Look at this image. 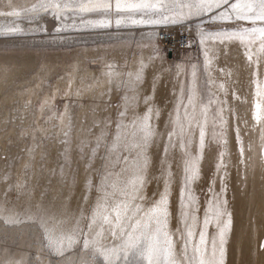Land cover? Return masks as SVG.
<instances>
[{
  "label": "bare ground",
  "instance_id": "6f19581e",
  "mask_svg": "<svg viewBox=\"0 0 264 264\" xmlns=\"http://www.w3.org/2000/svg\"><path fill=\"white\" fill-rule=\"evenodd\" d=\"M111 2L110 11L80 12L78 5L88 0H0V13H20L0 14V264H105L95 255V249L110 248L112 243L96 235L99 225L95 231L87 227L99 195L105 153L97 150L93 155L91 149L102 132L114 137L117 130L109 121L128 124L119 112H126L131 119L142 116L147 107L153 109L149 123L155 135L147 147L142 194L150 206L166 193L164 231L172 237L174 250L180 253L187 242L189 258L197 244L210 254L215 238L219 259L220 228L230 219L224 236L223 264H264V118H255L258 103L264 112V98L257 96L264 90V53L256 51L259 42L250 46V62L245 55L249 46L238 39L206 38L201 43L202 36L209 33L238 32L245 21L217 20L220 27L194 28L205 82L212 81L206 91L212 94L207 93L214 103L205 115L199 103L198 58L188 60L193 54L191 47L170 58L158 39L162 29L155 25V29L151 24L145 30L113 31L114 39L71 51L59 48V43L72 39L63 35L73 33L66 30L65 20L84 19L90 27L116 30L148 24L133 20L162 17L178 23L163 29L185 30L191 35L188 21L197 16L185 6L196 0H149L158 7L119 14L114 10V0ZM57 4L60 7L54 6ZM218 11L223 8L213 10ZM36 18L47 31L56 20V27L61 28L54 33L59 36L38 39V46L33 44L35 39L21 38L30 35L31 27H38ZM226 21L236 26L221 27ZM253 26H264V22ZM13 27L20 30L5 32ZM110 71L116 75L106 76ZM109 80L111 83H106ZM190 86L196 87L198 101L195 108H188V114L195 116L191 124L184 118L185 109L178 107L188 103ZM209 96L202 98L204 105ZM181 122L189 129L183 134ZM200 126L205 132L202 148ZM169 132L175 134L170 138ZM180 135L190 141L187 149L179 147ZM194 157H198V175L187 183L186 161ZM189 195L195 208V220H187L192 225L190 238L182 215V201L187 204ZM217 198L225 214L219 226L215 219L205 225V214L213 215ZM201 230L205 232L203 244ZM80 232L89 233L87 249ZM159 239L163 245L164 236ZM41 240L58 255L57 261L41 254ZM30 246L38 255L36 263L29 259ZM88 251L94 256L90 260ZM134 264L147 262L139 258Z\"/></svg>",
  "mask_w": 264,
  "mask_h": 264
},
{
  "label": "snow or ice",
  "instance_id": "6c2138e0",
  "mask_svg": "<svg viewBox=\"0 0 264 264\" xmlns=\"http://www.w3.org/2000/svg\"><path fill=\"white\" fill-rule=\"evenodd\" d=\"M49 6L53 5L50 4ZM54 6L60 7L58 4ZM185 6L192 9V14L194 15H200L202 12L211 14V21L235 19L236 21H250L253 25L258 21L264 22V0H236L235 3H232L231 0H196L195 3ZM157 7L156 3H151L149 0H139V2L114 0V10L117 14L125 11L154 10ZM34 8L35 6H33ZM221 8H223V11L213 12L214 9L219 10ZM29 10L24 9V11ZM78 10L80 12L110 11L113 10V3L111 0H96V2L88 0V3L79 4ZM0 14L19 16L20 13L13 10L10 13ZM132 22L159 23L160 21L133 20ZM117 23L119 24L120 21L118 20ZM19 30V28L13 27L5 29V32H18ZM206 38L221 39L222 41L238 39L241 43L249 46L245 51V55L250 62L253 59L250 48L252 44L258 41L259 48L256 51L257 53H264V26L242 27L238 32L209 33L208 37L202 36L201 43ZM105 75L112 77L116 74L110 71L105 73ZM193 75L195 76V73ZM136 79H140L138 73ZM106 83H111V81H106ZM211 83V80L206 81V87ZM220 87L223 88V85ZM257 96L264 98V90L258 91ZM187 101V104H182L178 107L185 109L184 118L191 124L195 116L188 114V108H195L198 102L195 86L189 87ZM199 103L203 105L202 112L206 115L208 107L214 103V100L209 98L208 103L204 105L201 97ZM43 106L47 107V104L45 103ZM256 109L255 118L259 121L264 118V112L261 111L259 103L256 105ZM152 113L153 109L147 107V112L142 116H134V118L129 119L126 112H119L121 119H128V124L109 121V123L114 124L117 130L114 137L102 132L101 136L96 138L95 147L91 149L93 155L97 153V150L104 151L105 155L103 157L104 166L101 169L103 175L98 186L99 195L92 211L91 221L87 224V227L95 231L96 226L99 225L100 230L96 232V235L101 236L104 241L112 243L110 248L103 246L96 248L95 255L102 258L105 264H120L122 260L127 261L129 259V254L134 257L138 256L141 260L146 261L147 264H161V258H163L164 264H223L224 236L225 230L230 225V219L223 221V227L220 228L219 259H217L215 238L212 240V251L210 254L206 249L202 251L200 245L197 244L193 246V256L189 258L187 255V242L184 245V249L177 253L174 250L172 237L164 231L168 216L166 193L162 194L160 199L150 206L146 197L142 194V189L145 185L144 172L147 166V147L155 135V130L149 123ZM129 125H131V128H129ZM180 130L181 134L189 131V129L184 128L182 122L180 123ZM174 134L173 132L168 133L170 138ZM199 137L202 148L205 137L203 126L199 127ZM177 143L180 148L187 149L190 141L180 135ZM196 159L198 157L186 161L185 171L189 173L186 177L187 183L196 179L198 175L195 164ZM187 199V204L182 201V207L184 208L182 215L185 218L187 236L190 238L193 231L192 225L188 224L187 220L189 218L193 221L195 220V208L194 198L189 195ZM224 214L217 198L215 203H213V215L209 216L206 213L204 224L208 225L215 219L217 226H219L221 216ZM77 225H79V221ZM80 235L84 237V247L87 249L90 244L89 233L80 232ZM161 235L164 236L163 245L159 239ZM184 235L181 232V238ZM199 237L200 243L203 244L205 242V232L203 230L200 231ZM92 243L94 244L95 241Z\"/></svg>",
  "mask_w": 264,
  "mask_h": 264
},
{
  "label": "rangeland",
  "instance_id": "374dc122",
  "mask_svg": "<svg viewBox=\"0 0 264 264\" xmlns=\"http://www.w3.org/2000/svg\"><path fill=\"white\" fill-rule=\"evenodd\" d=\"M210 15L211 14H209V13H203V14H200V15H197V16H195V17H191L192 19H190L189 21H188V23L190 24V27L192 28V31H191V37H192V44H191V48H190V51H193V54H191V56L190 57H188L189 59L188 60H191V58L193 59H195V60H197V58H198V68H199V71H198V77H201V80H200V78H198V82H199V84H200V93H201V96H202V98L203 99H206V98H208V96L210 95L211 97H212V94H210L209 92H207L206 91V88L207 87H205L206 85H205V77H204V72H203V69L201 68L202 66H201V64H200V60H201V53L199 52L200 51V47H198L199 46V43H198V41H197V37H196V34H194V28L197 26V25H199V27H200V29L201 30H203V29H214V28H217V27H220V25L219 24H217L218 23V21L220 22V21H222V20H218V21H211L210 20ZM76 17H79V16H76ZM78 18H75V20H65V22L63 23V24H65L66 22H67V24H65V26H66V30H73V33L72 32H68V33H63V35L64 36H72L71 38V40H69V42H61V43H59L58 44V46H59V48L61 49V50H66V51H71V50H73L74 48H76V47H79V46H83V45H87V46H89V45H92V43H94V42H97V43H100V42H102L104 39H114V38H116V36L113 34L114 32H117V31H123V30H126V31H133V30H140V29H142L143 28V30H145V29H149V28H151V24L153 25L152 26V29H155V26H156V29H163V28H166V27H169V26H172V25H169V24H173V20H170V19H167V18H160V19H158L157 21H160L159 23H148L147 25H149V26H147V25H140V27H138V26H135V25H137V24H133V25H131L133 28H130V29H108L107 30V28L108 27H103V26H99V28H98V26L97 27H90L89 25V23H86V20H82V19H78ZM80 20V21H79ZM165 20V21H164ZM35 22H36V25L38 26V27H36V26H33V27H31L30 29H29V31L31 32L30 33V35H28V36H20L21 38H31V39H35L36 41H34V45H36V46H38L39 44H40V42H38V39H41V38H46V37H56V36H59V34H55L54 33V31L55 30H57V29H60L61 27L60 26H58V27H56V20L54 21L55 22V24H51V25H49V26H47L49 29H48V31L46 30V28L45 27H42L43 25L41 24V22L39 21V19L38 18H36L35 20H34ZM171 23H170V22ZM175 21V20H174ZM176 22V25H178V23H177V21H175ZM88 25V27H87V25ZM69 24V25H68ZM72 24V25H71ZM83 26H82V25ZM157 24V25H156ZM175 24V23H174ZM182 24H185V23H182ZM228 24V25H227ZM75 25H77L76 26V28L74 27ZM80 25V26H79ZM155 25V26H154ZM159 25V26H158ZM160 25H162V26H160ZM219 25V26H218ZM252 22H250V21H245V23H243V24H241V28L242 27H252ZM72 26V27H71ZM130 26V27H131ZM225 26H227V27H235L236 25H233L232 23H229V22H227L226 21V25H222L221 27H225ZM86 29H85V28ZM100 27H102V28H100ZM138 29H137V28ZM77 29V30H76ZM78 29H80V30H82V31H79L78 32ZM90 29V30H89ZM92 29V30H91ZM76 32H75V31ZM86 31L85 33L83 32V31ZM89 30V31H88ZM109 30H110V32H109ZM112 30V31H111ZM44 31V32H43ZM53 33H52V32ZM98 31V32H97ZM114 31V32H113ZM91 32V33H90ZM93 32V33H92ZM109 32V33H108ZM82 33V34H81ZM96 33V34H95ZM108 33V34H107ZM32 34H33V36H32ZM44 34V35H43ZM81 34V35H80ZM85 34V36H83ZM47 35V36H46ZM82 37H80V36ZM91 35V36H90ZM110 37H109V36ZM112 35V36H111ZM115 37H114V36ZM92 36H93V39H92ZM104 36H105V38H104ZM107 36V37H106ZM88 37H89V39H88ZM113 37V38H112ZM88 41V42H87ZM83 43V44H82ZM198 43V44H197ZM46 45H48V46H50L51 45V43L50 42H46L45 43ZM68 48H69V50H68ZM199 50V51H198ZM195 56V57H194ZM197 57V58H196ZM170 58H171V55H170ZM201 73V74H200ZM202 78H203V82H202ZM207 93H209V95L207 94ZM209 96V98H211ZM215 123H216V121H214ZM215 123H213L212 124V126H216V125H218V124H216L215 125ZM13 223H11L10 225H12ZM40 243H39V249H40V251H42L41 252V254H46V255H49V256H46V257H48L49 259H51L52 258V260L54 261H57L58 259H59V257H58V255H56L55 253H51L52 251L50 250V248L48 247V245H46L47 244V242H44V240H41V241H39ZM42 243V244H41ZM31 247V246H30ZM30 247H28V249L30 250H28V252H29V254H30V256H29V259L32 261V262H34V263H36L37 262V260H38V255L36 254V251H35V248H32L31 247V249H30ZM49 249V250H48ZM34 250V251H33ZM91 253V252H90ZM89 253V251H88V259L90 260L91 258H93L94 256L92 255L93 253H91L90 254ZM91 255V256H90ZM45 256V255H44ZM33 257V259H31ZM51 257V258H50ZM90 257V258H89ZM35 258H37L36 260H35ZM51 260V261H52ZM36 261V262H35ZM139 261V257L138 256H136V257H134V256H132L131 254H129V259L127 260V261H125V263L124 264H134V263H136V262H138ZM72 262H76L75 261V259H73V261ZM102 264H104L103 262H102Z\"/></svg>",
  "mask_w": 264,
  "mask_h": 264
},
{
  "label": "built area",
  "instance_id": "2783aa9c",
  "mask_svg": "<svg viewBox=\"0 0 264 264\" xmlns=\"http://www.w3.org/2000/svg\"><path fill=\"white\" fill-rule=\"evenodd\" d=\"M158 39L161 41L163 49L170 55L177 51H185L192 44V37L185 30L162 29L158 32Z\"/></svg>",
  "mask_w": 264,
  "mask_h": 264
}]
</instances>
